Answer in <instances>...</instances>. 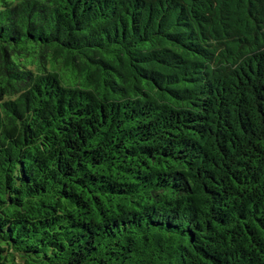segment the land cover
Here are the masks:
<instances>
[{"label": "trees", "instance_id": "16d2710c", "mask_svg": "<svg viewBox=\"0 0 264 264\" xmlns=\"http://www.w3.org/2000/svg\"><path fill=\"white\" fill-rule=\"evenodd\" d=\"M0 264H264V0H0Z\"/></svg>", "mask_w": 264, "mask_h": 264}]
</instances>
